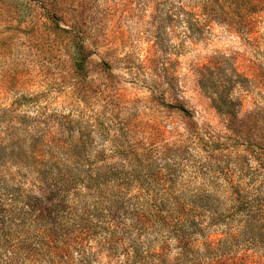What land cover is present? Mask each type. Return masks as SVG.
Instances as JSON below:
<instances>
[{"label": "rangeland", "instance_id": "obj_1", "mask_svg": "<svg viewBox=\"0 0 264 264\" xmlns=\"http://www.w3.org/2000/svg\"><path fill=\"white\" fill-rule=\"evenodd\" d=\"M181 1L0 0V264H125L122 202L211 225L181 240L153 219L145 261L231 264L202 253L236 227L237 188L264 198V51L223 23L191 35ZM250 253L233 260L264 264Z\"/></svg>", "mask_w": 264, "mask_h": 264}, {"label": "trees", "instance_id": "obj_2", "mask_svg": "<svg viewBox=\"0 0 264 264\" xmlns=\"http://www.w3.org/2000/svg\"><path fill=\"white\" fill-rule=\"evenodd\" d=\"M191 1L192 0L189 2ZM189 2L187 0H182L180 2L179 11L183 12L185 17L176 18L174 21L186 22V29H190L189 32L191 35L200 34V23L203 22V20L205 23H223L233 27L241 35L249 38V43L255 48L257 53L264 51L258 48L259 43L264 37L255 36V34L259 32L258 29L260 25L264 23V0L192 1L195 5L200 7L199 16H194V7L189 8ZM185 6L189 11H185ZM262 33L264 32L260 34ZM198 74L201 80L206 79L202 70L199 71ZM199 84H201L200 81ZM136 160L137 161L131 162L132 167L130 169L131 173L134 175L139 171L145 170L146 166L152 164H143L141 159ZM150 167L151 166H148L147 170H149ZM192 202H195V200L191 201V203ZM229 202L231 206L227 217L231 216L230 218H233L236 216V229L227 228V230L224 231L225 238L219 239L215 246H211V243H207L205 252L202 253V258L208 259L209 262L216 263L219 261L221 262L223 259H231V264H242V261L233 260L238 253H241L239 259L245 260L252 256L250 250L254 243L257 241L264 243V198L261 197L260 191H256L255 195H252L251 191L247 193L244 192V189L237 188L236 194L232 195ZM195 206L196 204H192L189 209H186L183 205H175L165 210L169 213V216L172 215L166 217L159 215V212L152 213L150 209L142 208V204L137 205L134 203L129 204L122 202V204L118 205L117 203H112L110 207L113 209V215L120 213L124 221H128L127 224L125 223L123 225L125 228L124 236L117 237L116 239L112 236L109 238V242L112 246H117L121 241L127 242L126 248L124 249L125 264H164L155 263V261H145L146 257L151 254V247L148 245L147 249H143V240L141 239L143 228L147 227V229L150 228V230H152L153 224L150 223V221L156 219L155 222H158L157 225L161 230L167 233H176L181 237V240L186 236L191 239L193 235L198 236V234H204L205 229L209 230L211 225L209 224L208 227L203 225V219L198 216L201 213L194 209ZM220 224L230 226L231 220L219 222L218 225ZM87 235L88 229L81 228L78 233H73L71 239L65 244L69 247L74 246L80 251L83 246V240ZM144 252H146L145 255ZM152 254L155 253L152 252ZM157 257H159V255ZM159 260L161 262L163 261L162 259Z\"/></svg>", "mask_w": 264, "mask_h": 264}]
</instances>
